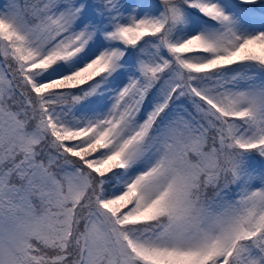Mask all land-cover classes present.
<instances>
[{"label":"snow or ice","instance_id":"obj_1","mask_svg":"<svg viewBox=\"0 0 264 264\" xmlns=\"http://www.w3.org/2000/svg\"><path fill=\"white\" fill-rule=\"evenodd\" d=\"M0 264H264V0H0Z\"/></svg>","mask_w":264,"mask_h":264}]
</instances>
